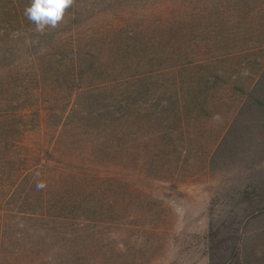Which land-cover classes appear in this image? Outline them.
<instances>
[{
  "label": "rangeland",
  "instance_id": "374dc122",
  "mask_svg": "<svg viewBox=\"0 0 264 264\" xmlns=\"http://www.w3.org/2000/svg\"><path fill=\"white\" fill-rule=\"evenodd\" d=\"M98 7L122 26L118 33L136 37L118 58L113 53L126 40L115 36L110 50L102 43L95 77L112 69L104 77L113 84L120 76L163 73L107 91V104L130 97L118 123L83 125L110 146L108 176L124 164L131 169L120 176L132 185L116 189L109 180L101 200L92 199L89 216L103 224L91 223L79 233L86 239L68 244L71 263L264 264V0H184L188 23L175 30L183 43L171 50L184 52L185 42V56L216 60L188 67L177 80L166 75L168 43L155 29L165 8L152 0ZM175 81L182 92L171 87Z\"/></svg>",
  "mask_w": 264,
  "mask_h": 264
},
{
  "label": "trees",
  "instance_id": "16d2710c",
  "mask_svg": "<svg viewBox=\"0 0 264 264\" xmlns=\"http://www.w3.org/2000/svg\"><path fill=\"white\" fill-rule=\"evenodd\" d=\"M115 1L76 0L56 29L39 33L24 16L30 0H0V264H73L68 244L86 239L88 234L79 233L91 223L103 224L89 216L92 199L101 200L109 180L116 189L132 185L120 176L119 171L131 169L124 164L115 165L118 172L108 176L110 146L83 131L85 126L124 119L130 97L116 95L106 103L107 91L118 88L116 84L142 86L141 77L163 73L148 70L128 78L119 74L113 84L104 77L112 69L103 78L95 77L104 63L102 48L112 49L115 36L126 40L122 50L113 53L117 58L129 50V41L135 44L134 31L118 33L122 26L106 18L109 10L98 7ZM152 1L166 12L155 28L159 40L168 43L164 50L172 63L166 75L181 79L179 73L188 67L216 60L185 56V42L183 55L171 50L182 34L175 30L182 31L188 23L182 13L184 0ZM145 22L148 19L140 23L142 28ZM177 82L171 87L182 92L184 85ZM135 169L130 176L138 173ZM40 182L42 189L37 188Z\"/></svg>",
  "mask_w": 264,
  "mask_h": 264
},
{
  "label": "clouds",
  "instance_id": "9594fccd",
  "mask_svg": "<svg viewBox=\"0 0 264 264\" xmlns=\"http://www.w3.org/2000/svg\"><path fill=\"white\" fill-rule=\"evenodd\" d=\"M75 4L76 0H30L24 9V16L35 26L34 31L44 33L46 29H56ZM44 187L43 182L37 184L38 189Z\"/></svg>",
  "mask_w": 264,
  "mask_h": 264
}]
</instances>
